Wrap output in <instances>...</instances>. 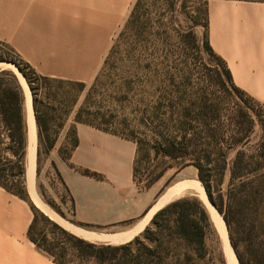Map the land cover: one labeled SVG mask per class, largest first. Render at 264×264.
Returning <instances> with one entry per match:
<instances>
[{
	"label": "rangeland",
	"instance_id": "rangeland-1",
	"mask_svg": "<svg viewBox=\"0 0 264 264\" xmlns=\"http://www.w3.org/2000/svg\"><path fill=\"white\" fill-rule=\"evenodd\" d=\"M205 9L202 0H136L129 17L115 32L95 77L64 85L57 100H44L48 105L43 110L44 119L57 143L48 151L37 130L35 186L42 202L58 216L64 218L61 211L67 219H74L71 196L58 174L57 161L71 153V131L81 110L83 120L102 124L136 143L135 181L139 187L160 181L165 192L179 179L181 167L192 166L187 156L170 158L164 149L170 141L188 144L187 132L195 118L205 125L212 163L228 162L219 188H229L230 167L237 157L242 163H264V103L237 92L226 82L224 66L204 44ZM13 59L9 49L0 45V60ZM66 127L67 136L63 132ZM255 178L258 181L248 185L232 216L233 236L244 252L247 238L254 251L264 249V167ZM235 182L238 191L243 190L241 182ZM192 194L198 196L192 189L183 195ZM31 203L41 213L36 230L39 240L43 231L49 244L66 241L67 237L44 218L65 228ZM66 259H74L71 252ZM67 260L66 264H73Z\"/></svg>",
	"mask_w": 264,
	"mask_h": 264
},
{
	"label": "crops",
	"instance_id": "crops-1",
	"mask_svg": "<svg viewBox=\"0 0 264 264\" xmlns=\"http://www.w3.org/2000/svg\"><path fill=\"white\" fill-rule=\"evenodd\" d=\"M135 2L0 0V43L9 45L43 76L85 83L99 71L115 32ZM208 19L209 43L226 63L234 84L264 103V2L209 0ZM19 80L26 104L25 86ZM64 131L67 136L69 127ZM76 133L79 145L72 159L57 161L75 202V220L117 229L78 227L97 237L90 242L127 243L142 234L163 207L157 206L166 191L161 193L160 181L147 189L137 185V145L132 140L81 123L76 124ZM71 164L98 172L103 179L83 175ZM177 177L174 184L195 180L197 169L185 167ZM27 191L32 201L28 185ZM33 219L31 203L0 186V264H56L29 239ZM110 236L122 240L112 242Z\"/></svg>",
	"mask_w": 264,
	"mask_h": 264
},
{
	"label": "trees",
	"instance_id": "trees-1",
	"mask_svg": "<svg viewBox=\"0 0 264 264\" xmlns=\"http://www.w3.org/2000/svg\"><path fill=\"white\" fill-rule=\"evenodd\" d=\"M202 1L206 6L205 22L208 28L209 0ZM243 1L264 2V0ZM132 16H134V12ZM204 44L207 50L224 66L226 82L233 86L237 92L246 94L234 84L231 72L227 68L226 63L214 52L209 43L208 35ZM0 45L8 48L15 57V59L7 61L17 66L31 90L38 137L40 140L43 139L45 141L47 150L52 151L56 146L57 138L52 137L48 123L44 119L45 113L43 110L48 106L45 105L44 100H57L62 94L61 91L64 85L81 82L43 76L23 60L9 45L5 43H0ZM83 112V110L79 111L75 119V124L71 131V153L68 156L63 155L65 161L72 159L73 152L79 145L76 124L81 123L112 133L103 127L102 124L83 120ZM27 123L25 95L20 80L13 70L8 68L0 69V186L31 203L26 179L29 139ZM190 126L192 127L187 132L190 136V142L185 144L170 141L165 144L164 155L174 159L186 156L190 158L188 164L197 169L198 180L205 188L209 200L226 222L231 243L239 263L264 264V249L260 250V252L254 251L252 241L249 238L245 240L247 243H245L247 247L245 252L240 249L241 245L239 246L233 236L235 223L232 219V216L236 214L235 209L238 200L240 201L242 196H246L245 190L248 185L258 181L255 177L261 168L264 167V163H242V159L237 157L230 167L231 184L224 191L219 188V185L225 179L228 171V162L212 163L210 160L207 143H205L206 129L203 121L195 118ZM217 150H220L217 153L224 154L222 149ZM71 166L83 175L98 180L103 179V176L98 172L88 168L76 167L73 164ZM183 168L185 167L183 166L179 170ZM58 174L66 186L59 171ZM134 176L136 178V168H134ZM218 177L219 181L217 180ZM235 181L241 182L239 187L243 185V190L238 191V184L236 185ZM153 184L154 182H150L145 187L140 188L147 189ZM16 188L19 190L18 192L14 190ZM66 189L68 190L67 186ZM71 203L74 219H67L64 213L58 211L69 222L92 231H110L112 228L77 222L75 220L76 207L72 196ZM31 206L34 212V219L29 228L28 237L40 250L48 254L56 264H66L65 260H67L66 257L70 252L74 259L67 261L73 264H227L221 238L210 212L204 202L193 194L182 196L168 203L153 216L150 224L142 234L120 245L90 242L75 234L68 233L47 217L44 219L64 234L67 240L49 244L48 237L43 231L39 233L41 235L39 240L36 230L41 213L32 203ZM55 250H61V252L56 253Z\"/></svg>",
	"mask_w": 264,
	"mask_h": 264
},
{
	"label": "bare ground",
	"instance_id": "bare-ground-1",
	"mask_svg": "<svg viewBox=\"0 0 264 264\" xmlns=\"http://www.w3.org/2000/svg\"><path fill=\"white\" fill-rule=\"evenodd\" d=\"M12 69L13 72L17 73L21 79V81L24 83L25 86V91L27 95V101H26V113H27V125H28V131H29V148H28V157H29V162L27 163V185L30 188V192L32 195V201L33 203L43 212H45L47 215L50 217L56 219L65 229L68 231L72 232L73 234L82 237L87 240H95L97 237L91 233V231H87L85 229H82L71 222H68L64 220V218H61L58 216L53 210H51L42 200L39 198L38 194L36 193V157H37V125H36V120H35V113L33 109V98L31 95V90L30 88L27 87L25 83V78L19 71V69L11 62H1L0 61V69ZM16 74V75H17ZM17 75V76H18ZM18 77V78H19ZM194 190L197 192L198 197L204 202L206 205L208 211L210 212V215L213 217V219H220V222L222 224V218L221 214L218 212L217 208L211 203L209 200V197L205 191V188L203 185L200 183L198 180H189V181H184L181 183H176L173 186L169 187L167 191L164 193L162 198L159 201V204L157 207L161 206H166L168 203L173 201L175 198L182 196L186 191L188 190ZM162 207V208H163ZM159 211V210H158ZM157 211V212H158ZM101 238V237H100ZM99 238V239H100ZM112 242H117L122 240V238H116L111 237ZM225 241H226V247H225V254L227 258L232 256L235 260V263L237 264V259L235 254L233 253V249L231 248L230 241L228 234L225 235ZM228 258V259H229Z\"/></svg>",
	"mask_w": 264,
	"mask_h": 264
},
{
	"label": "water",
	"instance_id": "water-1",
	"mask_svg": "<svg viewBox=\"0 0 264 264\" xmlns=\"http://www.w3.org/2000/svg\"><path fill=\"white\" fill-rule=\"evenodd\" d=\"M2 62H8V61H2ZM12 63V62H11ZM14 64V63H13ZM15 65V64H14ZM16 66V65H15ZM17 67V66H16ZM28 148H29V142H28ZM29 162V157H28V153H27V163ZM26 175H27V171H26ZM212 217V216H211ZM221 218H222V221H223V223L224 224H222L221 222H220V219H213V217H212V220H213V222H214V224H215V226H216V228H217V230H218V233H219V235H220V238H221V242H222V246H223V250H224V253H225V245H226V241H225V235L226 234H228V237H229V241H230V245H231V248L233 249V246H232V243H231V240H230V235H229V231H228V227H227V225H226V222L224 221V219H223V217L221 216ZM233 253L235 254V256H236V253H235V251H234V249H233ZM225 257H226V260H227V264H236L235 263V260H234V258L232 257V256H230V258L228 259L227 258V256H226V254H225ZM236 259H237V264H240L239 263V260H238V258H237V256H236Z\"/></svg>",
	"mask_w": 264,
	"mask_h": 264
}]
</instances>
